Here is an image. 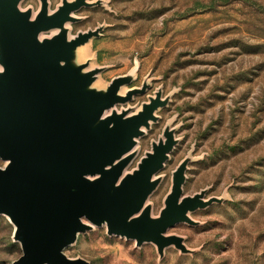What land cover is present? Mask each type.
I'll use <instances>...</instances> for the list:
<instances>
[{"label":"water","instance_id":"1","mask_svg":"<svg viewBox=\"0 0 264 264\" xmlns=\"http://www.w3.org/2000/svg\"><path fill=\"white\" fill-rule=\"evenodd\" d=\"M39 1L33 15L20 8L22 0H0V216L13 225V241L22 251L13 264H90L65 250L80 234L104 226L108 236L136 247L154 244L160 258L170 247L194 254L169 229L198 226L190 214L225 198L208 197V189L184 195L192 162L186 157L172 172L164 206L152 215L149 199L179 142L175 129L166 126L127 171L170 97L159 88L132 113L124 106L150 83L121 93L134 81L130 73L96 87L106 67L89 68L84 55L78 62V49L101 37L106 25L70 37L68 24L81 20L75 13L102 7L104 0H61L53 11L49 0Z\"/></svg>","mask_w":264,"mask_h":264},{"label":"rangeland","instance_id":"2","mask_svg":"<svg viewBox=\"0 0 264 264\" xmlns=\"http://www.w3.org/2000/svg\"><path fill=\"white\" fill-rule=\"evenodd\" d=\"M49 1L50 11L61 3ZM20 8L35 15L40 1L22 0ZM74 15L81 20L68 24L70 37L106 25L101 37L77 51L78 62L84 55L89 68L106 67L96 87L130 73L134 81L121 93L150 83L124 106L132 113L159 88L170 97L127 170L137 167L166 126L175 129L179 142L149 199L152 215L164 206L172 172L186 157L192 162L184 195L208 189V197L225 202L191 213L198 226L169 229L194 254L170 247L160 258L154 244L136 247L108 236L105 226L80 234L65 254L90 264H264V0H104ZM13 232L0 216V264L22 254Z\"/></svg>","mask_w":264,"mask_h":264},{"label":"built area","instance_id":"3","mask_svg":"<svg viewBox=\"0 0 264 264\" xmlns=\"http://www.w3.org/2000/svg\"><path fill=\"white\" fill-rule=\"evenodd\" d=\"M4 164V162H2L1 160H0V166H2Z\"/></svg>","mask_w":264,"mask_h":264}]
</instances>
